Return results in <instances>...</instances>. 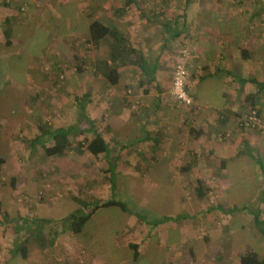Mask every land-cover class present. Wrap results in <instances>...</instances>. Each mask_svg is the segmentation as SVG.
<instances>
[{
	"label": "crops",
	"instance_id": "crops-1",
	"mask_svg": "<svg viewBox=\"0 0 264 264\" xmlns=\"http://www.w3.org/2000/svg\"><path fill=\"white\" fill-rule=\"evenodd\" d=\"M118 1L0 0V58L12 51V60L26 61L27 51L18 45L38 22L48 24L56 37L51 47L47 44L46 55L39 51L31 59L29 68L43 81L38 84L53 78L50 96L36 93L51 101L50 127L72 129L71 149L58 155L69 157L66 178L82 174L87 182L101 181L92 191V198L100 201L110 195L108 176L103 177L111 175L113 165L118 178L125 173L150 190L136 218L118 206L101 207L75 233L78 240H58L57 235L52 240H19L21 233L15 240L14 228L4 226L1 231L10 239L0 240L2 261L20 256L21 264H238L248 251L264 258V129L240 126L255 93L254 107L264 121V30L253 45L251 34L220 25L221 20H236L242 10L235 5L248 1L253 6L248 20H264V0H177L182 14L160 22L162 42L148 30L152 18L145 0ZM93 21L114 34L93 44ZM193 22L202 27L196 41L186 31ZM241 49H248L251 58H243ZM181 59L188 66L187 89L196 102L190 109L171 94L172 69ZM106 61L119 74L116 85L99 69ZM250 77L260 86L243 81ZM96 135L107 144V152L86 149ZM46 145L54 141L50 138ZM198 180L205 185L201 195ZM63 197L53 190L43 204H56ZM72 201L73 213L81 206L74 197ZM11 210L10 218L26 214ZM105 210L115 212L124 231L115 232V240H89L87 224ZM67 223L71 228V221Z\"/></svg>",
	"mask_w": 264,
	"mask_h": 264
},
{
	"label": "rangeland",
	"instance_id": "rangeland-1",
	"mask_svg": "<svg viewBox=\"0 0 264 264\" xmlns=\"http://www.w3.org/2000/svg\"><path fill=\"white\" fill-rule=\"evenodd\" d=\"M115 1L118 0H112V2ZM120 1L121 0L118 2ZM175 1L177 2V0H145L144 2L147 4L145 7L147 10L146 13H148L150 19L152 18V21L147 22V25L149 24L150 26L148 30L151 31L154 40H157V42H162L164 39V33L160 26V22L176 18L177 15L182 14L181 8L183 6L176 5ZM251 2L252 1H248V5L244 6L243 4L235 5L237 6L236 8L242 10L240 11L242 14L236 20L231 21V24H229L227 20H221L220 25L222 27L226 26L225 28L243 30L247 35L251 34L252 36L249 38L252 41L254 40L253 45H256L257 41L262 37H256V35L258 31L263 33L264 20H248L249 13L247 12H250L253 7L252 4H249ZM38 23L34 32L26 37V39H23L21 41L22 43L18 45V49L24 48V50L27 51L26 61L23 60V62H21L19 59L12 60V58H10L13 56L12 51L9 52L10 55L7 58L3 56V53L1 54V153L6 158L0 183L1 194L8 203L6 212L18 208L23 215L24 210L26 211L23 218H19L18 216L15 217V221L17 222L14 223V227L18 231L24 229L22 232V239L19 240H34L38 238L41 240H51L56 235L58 236V240H78L77 235L71 232V228H69L67 223L69 215L74 210L73 197L74 199L95 202V198H92V191L101 181L90 182L89 180V182H87V180L82 179V174L75 179L66 178L67 170H65V168L68 165H65V161L69 159V157L59 158V156H47L42 144L44 143L43 141L41 144H36V146L33 144L32 147H28L23 142L24 138L31 139L36 135L38 132L37 124H39L41 120L42 122L46 121L48 123L51 120L49 117L51 107V101L48 99L49 97L43 94V96H39L41 99L38 100L39 98L36 96V93L43 92L50 96L55 88L50 84L53 78H47L49 82L47 81V83L43 85L38 84L36 82L43 81L41 78H37L35 76L37 73H34V70L29 67H33L30 64V62L33 63L31 59L38 57L39 51H42V53L46 55L47 44L52 43L56 37L52 36L53 34L49 31L50 26L48 24H44V22ZM40 23L44 28L40 26ZM245 26H247V29ZM201 29V26H197L193 22L187 27L186 31L189 32L192 39L196 41L199 36L197 32ZM49 47H51L50 44ZM43 138L44 137H42V140H44ZM256 153L259 154L257 151L255 153L253 152L255 156H257ZM80 168V171L81 169L84 170V168ZM109 168L111 175L105 174L103 178L105 179L106 176H108L111 189L110 195L102 197L100 202H104L110 198L122 200L128 207V213L133 214V217L136 218L139 214L135 213L136 211L138 213L140 212L139 205L141 202H144L145 195L148 191L150 192V190L146 188L143 190L141 188V181H131L130 176H126L125 173L121 174L120 178H118L116 166L110 165ZM11 176H16L18 178L14 190L10 188L9 184ZM83 183H89L90 188L86 189ZM155 183L157 184L158 182ZM53 190L56 194H61V196L64 195V197L59 199L58 202L56 200V204H43V202L45 203V196ZM24 195L28 198L25 199L26 197H24ZM156 199H161V195L157 194ZM87 210H89V208H87ZM87 210L86 212H88ZM123 217H125V215H123ZM97 218V221L89 222V224H92H87L86 226L85 235L89 240H115V232L124 231L120 220L116 221L115 212L112 213L111 211L105 210L97 215ZM99 221L109 222L110 224L105 227L100 226ZM136 221L138 222V220ZM99 234H102V237H100ZM7 238L10 239V234L6 236V231H1L0 229V240H7ZM235 241L236 240H233V243H235ZM23 245H27V247L31 249V245L28 243H24ZM1 253L2 251L0 252V264H21L19 259L20 256H16L14 259H9L4 262L2 261ZM30 259L31 256L28 259L29 262ZM42 262L46 263L44 259ZM47 262H49V260ZM124 264H128V262Z\"/></svg>",
	"mask_w": 264,
	"mask_h": 264
},
{
	"label": "trees",
	"instance_id": "trees-1",
	"mask_svg": "<svg viewBox=\"0 0 264 264\" xmlns=\"http://www.w3.org/2000/svg\"><path fill=\"white\" fill-rule=\"evenodd\" d=\"M241 1H243V0H241ZM184 16L186 19L187 18L186 14H184ZM173 29L177 30L176 28H173ZM177 31H179V30H177ZM171 32H172V30H171ZM175 33H177V32H175ZM113 34H114V30L112 28L103 25L99 21H93L90 25V36H91V42L93 44H96L105 35H113ZM116 39H117V37H116ZM121 39H123V38H121ZM117 48H120L119 44H117ZM114 50H116V47H113V51ZM113 51H112V53H113ZM241 54L243 55V58H245V59H250L252 56L251 52H249L248 49H241ZM112 56H113V54H112ZM99 69L101 70L102 74L104 75V77L106 78V80L110 84H112V85L118 84L119 78H120L119 74L115 68H112L110 64H107V61L102 66H99ZM0 74H1V58H0ZM243 81H249V82L255 83L257 86L258 85L260 86V84H262V85L264 84V83L259 84V82L255 78H252V77L248 78L247 80L243 79ZM263 86L261 88H263ZM255 94H251L249 96V98L251 100V104H252V106L249 109V112H250V110L254 109L257 111V115L259 117H262L263 116L262 112L254 107V100L253 99H254ZM0 99H1V83H0ZM39 126H40V130H41L40 134L35 135L31 139H28V138L23 139L24 144H26L28 147H32L33 144H35L34 146H36V144H41L43 141L44 143H42V144L44 147V151L46 152L47 156H49V157L54 156V155L58 156V155L65 154V152H67L68 150L71 149V142H70L69 136L72 132V129H66L64 127H59L57 129L53 130L52 127H49L50 125L48 122H44V123L42 122V123H40ZM254 129H257V128L254 127ZM42 137H44L43 138L44 140H42ZM50 138L54 141V145L45 146L46 145L45 142H48V140H50ZM1 142H2V135H1V129H0V183H1V176L3 174V168H4V165L6 163V158L1 153V149H2ZM86 149L93 154H98V153L107 152L108 147H107V144L105 143V141L102 139V137L100 135H96V137L93 140L88 142ZM78 152L79 153L82 152L80 148H79ZM17 181H18V178L16 176H11L9 184H10V188L12 190H14L16 188ZM196 183L198 186L197 192L199 195H201L202 192L200 194V190H203L205 185H203L202 181H200V180H198ZM76 200L80 204L81 207L79 208V210L70 214V216L68 218V220L71 221V232L74 234L80 232L83 229L85 223L92 216V214L97 209H99L101 207L118 206L124 211L128 210L127 205L122 200H118L115 198H111V199L106 200L104 202H100V201L89 202V201H84L81 199H76ZM7 206H8V203L4 200V197L1 194V185H0V229L4 226L13 227L14 230L16 231L14 233V235H15L14 238H15V240H18L17 234L18 233L22 234L24 229H22L21 231H18L14 227V225H15L14 223L17 221H15V217H13L14 214L11 215V218H10V216H9L10 214L8 212H6ZM87 208H89V210H87ZM14 210H15V208H14ZM86 210L88 212H86ZM31 238H32V236H31ZM34 240H37V239H34ZM38 240H41V239L38 238ZM135 248H137V247L135 246ZM1 251H2V253H1V255H2L3 254V245H1V243H0V252ZM137 256H138V251H137V249H135L134 258L136 259ZM240 263L241 264H264V258L260 257L256 251H248L240 257Z\"/></svg>",
	"mask_w": 264,
	"mask_h": 264
},
{
	"label": "built area",
	"instance_id": "built-area-1",
	"mask_svg": "<svg viewBox=\"0 0 264 264\" xmlns=\"http://www.w3.org/2000/svg\"><path fill=\"white\" fill-rule=\"evenodd\" d=\"M188 54L189 52L187 49L182 51V56L184 58H187ZM188 80L189 69L186 62L181 59L172 69L171 94L180 105L190 109L195 106L196 102L187 89ZM240 126L249 129L254 127H261L264 129V121L262 117L257 115V111L253 109L240 119Z\"/></svg>",
	"mask_w": 264,
	"mask_h": 264
}]
</instances>
